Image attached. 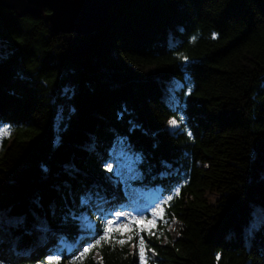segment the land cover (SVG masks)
<instances>
[{"label": "trees", "instance_id": "trees-1", "mask_svg": "<svg viewBox=\"0 0 264 264\" xmlns=\"http://www.w3.org/2000/svg\"><path fill=\"white\" fill-rule=\"evenodd\" d=\"M4 125L0 264H70L104 235L124 197L90 174L120 141L159 228L178 222L147 236L155 264H264V0H117L87 35L0 7ZM133 242L82 262L134 264Z\"/></svg>", "mask_w": 264, "mask_h": 264}, {"label": "rangeland", "instance_id": "rangeland-1", "mask_svg": "<svg viewBox=\"0 0 264 264\" xmlns=\"http://www.w3.org/2000/svg\"><path fill=\"white\" fill-rule=\"evenodd\" d=\"M3 129H8L10 135L0 137V148L2 142L6 139H9L13 135V128L9 125L0 126V131ZM110 152V158L108 161L104 162L102 165V176H98L97 173L90 174L95 183H100L111 191H121L122 196L124 197L123 203L117 208L116 212H111L112 207H109L108 211L111 215L114 216L113 219H106V223L109 220L116 221V224H124L127 223L132 217L137 219H153V209L162 207L161 200L158 196V193L155 189H144L140 185L135 184L136 180H141L143 175L140 173L137 165L136 158L134 155L126 151V145L123 141H120L112 149ZM81 203H86L85 198H79L77 206ZM116 213H122L118 218ZM259 220V219H258ZM97 217L91 214L90 212L85 213L83 215V225L81 227L82 232L84 233H92L96 228ZM159 219H156V227L152 229V231L160 237V241L163 243L167 241L168 238H173L176 235L178 230V222L175 220H168L166 223L163 222V227L159 228ZM133 231L125 233L122 237L119 234V239L125 238L128 235H133L134 242V264H141L138 254V240L139 237L135 236L136 226L132 225ZM141 236H143L145 241V251L147 253V264H155L153 260L155 259L154 254L151 249L148 247V243L146 241L147 236L150 235L148 232H141ZM90 243H87L84 247L89 248ZM90 258L94 261L99 260L100 255L99 251L93 249L90 253ZM78 264H84L82 260H77ZM152 262V263H151Z\"/></svg>", "mask_w": 264, "mask_h": 264}, {"label": "water", "instance_id": "water-1", "mask_svg": "<svg viewBox=\"0 0 264 264\" xmlns=\"http://www.w3.org/2000/svg\"><path fill=\"white\" fill-rule=\"evenodd\" d=\"M117 0H0L17 17L42 16L52 33L97 32Z\"/></svg>", "mask_w": 264, "mask_h": 264}, {"label": "snow or ice", "instance_id": "snow-or-ice-1", "mask_svg": "<svg viewBox=\"0 0 264 264\" xmlns=\"http://www.w3.org/2000/svg\"><path fill=\"white\" fill-rule=\"evenodd\" d=\"M170 124L175 125L176 121L172 120L170 121ZM10 135V132L8 129H3L0 131V137L8 136ZM179 194V193H177ZM172 197H168V200L170 201ZM168 201H165L164 203L167 204ZM122 215V213H116L117 218ZM153 219H137L135 217H132L127 223L124 224H116V221L109 220L104 228V235L100 237V239L96 240L95 244L91 245L89 248H85L84 252L81 253L79 257H76L70 264H76L77 260H82L84 256L88 252L91 251L92 248L100 246L101 243H112L114 241L115 244H119L121 246L129 243L133 239V235H128L125 238L121 239H115L113 236V233H119L120 236H124L125 233L132 232L133 228L132 225L136 226V230L134 235L139 237L138 240V254L141 264H147V253L145 251V241L143 236L140 235L141 232H148L150 235H154L155 233L152 231L156 227V219H163V208L159 207L153 209ZM166 223V221H165ZM45 264H60V257L59 255H50Z\"/></svg>", "mask_w": 264, "mask_h": 264}]
</instances>
